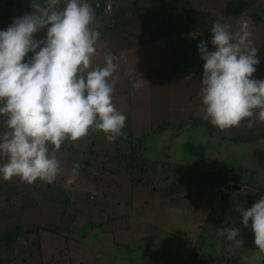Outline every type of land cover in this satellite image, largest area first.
Instances as JSON below:
<instances>
[{
	"label": "rangeland",
	"instance_id": "1",
	"mask_svg": "<svg viewBox=\"0 0 264 264\" xmlns=\"http://www.w3.org/2000/svg\"><path fill=\"white\" fill-rule=\"evenodd\" d=\"M253 1L230 18L223 16L226 0H98L99 7L89 0L90 26L100 33L93 63L103 66L111 54L118 65L112 102L126 116L122 135L109 142L90 131L65 141L74 152L54 153L61 172L52 183L0 177V264H264L251 221L244 228L236 210L264 195V122L220 131L204 118L197 49L211 40L217 20L236 32L248 19L260 61L252 78L264 80V0ZM31 2L0 0V30L31 12ZM103 3L112 9L104 11ZM45 35L43 29L34 39ZM208 50H215L211 43ZM140 78L145 82L134 89ZM142 136L149 164L136 173L142 182L132 193L124 174L98 162L103 152L125 150ZM6 162L0 157V165ZM225 227L240 229L241 247L219 236Z\"/></svg>",
	"mask_w": 264,
	"mask_h": 264
},
{
	"label": "clouds",
	"instance_id": "2",
	"mask_svg": "<svg viewBox=\"0 0 264 264\" xmlns=\"http://www.w3.org/2000/svg\"><path fill=\"white\" fill-rule=\"evenodd\" d=\"M29 6L31 12L0 30V117L5 123L0 157L7 161L0 165V177L52 183L61 172L54 153L65 141L102 131L112 142L122 135L126 116L112 102L120 79L112 55L104 56L103 66L93 63L100 33L90 26L95 11L89 0H32ZM250 23L244 19L232 32L230 24L217 20L211 40L197 45L204 61V118L220 131L245 121L248 127L257 119L264 122V80L252 78L260 61ZM43 29L44 38L34 39ZM209 43L214 51L208 50ZM143 82L140 78L133 88ZM236 210L244 228L251 221L253 242L264 255V195L247 210L243 205ZM218 234L237 247L243 244L240 229L225 227Z\"/></svg>",
	"mask_w": 264,
	"mask_h": 264
},
{
	"label": "trees",
	"instance_id": "3",
	"mask_svg": "<svg viewBox=\"0 0 264 264\" xmlns=\"http://www.w3.org/2000/svg\"><path fill=\"white\" fill-rule=\"evenodd\" d=\"M28 5V4H27ZM105 3L101 5V8H104ZM254 6L253 0H226L225 6H224V15L233 18L236 16L243 15L249 8ZM22 7V6H21ZM253 19L258 20L257 16H253ZM260 20V19H259ZM33 55V53H29V55ZM264 136V135H263ZM238 137H236L237 139ZM248 137H244L243 140H251V138L247 139ZM144 138L143 136L140 137V139H136L134 141H131V144L128 148L125 150H112L103 152L101 154V161L98 162V166L101 168H104V163L107 162L111 166V172L115 174H124L125 179H129L130 181V190L132 193H134V187L136 184H141L142 180L136 178V173L140 172L142 173L144 169H146V166L149 164L148 161L144 158V156L141 154V145ZM235 140V138H234ZM92 146V145H90ZM61 151L65 152L69 151L70 153H73L72 147L69 144L62 145L60 148ZM86 152L87 154L91 156L94 155L93 148H89ZM99 158V157H98ZM109 161V162H108ZM111 163V164H110ZM83 166L88 167L90 166V160L86 159L83 162ZM112 167H115V169H112ZM94 184L98 185L99 182L93 181ZM215 257H212L211 259L213 261L218 262L220 261V257L213 259ZM234 264H246L244 262H234Z\"/></svg>",
	"mask_w": 264,
	"mask_h": 264
},
{
	"label": "crops",
	"instance_id": "4",
	"mask_svg": "<svg viewBox=\"0 0 264 264\" xmlns=\"http://www.w3.org/2000/svg\"><path fill=\"white\" fill-rule=\"evenodd\" d=\"M188 39H189V38H184V37L181 38V40L184 41V42H186V44H187V40H188ZM172 48L176 49V48H177L176 44H173ZM181 48L184 49V50L186 49V48H184V46H182ZM171 51H172V50H171ZM174 70H175V69H174Z\"/></svg>",
	"mask_w": 264,
	"mask_h": 264
},
{
	"label": "built area",
	"instance_id": "5",
	"mask_svg": "<svg viewBox=\"0 0 264 264\" xmlns=\"http://www.w3.org/2000/svg\"><path fill=\"white\" fill-rule=\"evenodd\" d=\"M111 8H112V6L110 5V3H106L105 6H104V8H103V10L110 11Z\"/></svg>",
	"mask_w": 264,
	"mask_h": 264
}]
</instances>
